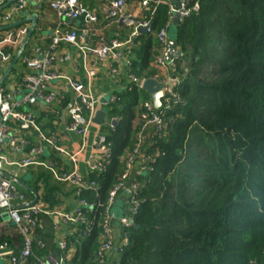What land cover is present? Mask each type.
<instances>
[{"label": "trees", "instance_id": "trees-1", "mask_svg": "<svg viewBox=\"0 0 264 264\" xmlns=\"http://www.w3.org/2000/svg\"><path fill=\"white\" fill-rule=\"evenodd\" d=\"M81 1L106 24L102 34L106 40L128 38V27L104 20L93 4L98 0ZM195 1L199 12L176 28L181 56L174 59L173 74L180 79L175 91L182 103L169 113L168 127L160 136L152 130L142 134L139 152L147 169L137 178L138 208L133 225L122 229L127 243L119 249L117 264H264V0ZM146 14L142 12L140 18L146 19ZM170 20L166 7L158 6L151 27L157 32ZM129 50L128 64L123 66L126 87L113 94L115 103L107 107L108 122L115 118L116 124L101 126L111 145V158L105 171L82 177L85 185L95 183L81 193L93 208L81 209L86 224L72 225L65 250H57L56 257L63 256L64 264L97 263L98 248L105 241L109 193L138 144L139 107L148 97L127 77L153 78L157 70L151 64L161 46L153 36L140 32ZM62 99L60 108L65 109L68 97ZM53 122L47 112L35 117L45 134L55 130ZM24 137L25 156L41 146L35 131ZM39 159L59 161L49 150ZM28 171L39 207H58L63 188L50 172L41 167ZM76 190L71 188L69 194ZM129 198L128 193V204ZM42 218L35 217L33 257L26 264L43 258ZM18 238L22 247L19 231Z\"/></svg>", "mask_w": 264, "mask_h": 264}, {"label": "built area", "instance_id": "built-area-1", "mask_svg": "<svg viewBox=\"0 0 264 264\" xmlns=\"http://www.w3.org/2000/svg\"><path fill=\"white\" fill-rule=\"evenodd\" d=\"M10 0H0V7ZM106 8V17L112 22H117L121 18H128L127 8L130 5L146 12L147 18L137 17L134 19L132 31L125 41L117 39L106 42L101 36V27L97 15L87 9L81 0H50L49 8L57 17V24L52 29L49 37V50L42 52L39 48L23 53L21 66L28 72L22 77L21 82H15L14 79L6 77L0 85V172L4 170H23L31 166L48 167L58 182L68 183L77 188L76 196L79 199L72 213L49 212L36 205H27L24 195L17 190V186L9 179L0 174V213L4 212L19 233L23 236V245L17 255H10L9 264H26L32 253V231L36 227L35 217L38 215H56L61 220L71 225L86 224L81 216L83 207L91 210L93 206L87 204L81 199L83 190L95 187V183L85 185L82 176L78 173L76 165L70 173H57L51 169V165L42 162L39 157L44 152V147L37 146L30 150L29 154L20 160H13L10 154L14 155L24 150L27 144L24 135L29 131H35L41 143L55 150L57 153L68 155L63 149L56 145L55 137L46 138L35 124L34 114L30 111H24V108L33 106L39 102L45 104L51 103L55 99L54 94L46 95L47 84L53 81L65 79L70 90L73 92V99L68 105L67 115L69 123L67 132L74 134L82 139L81 147L73 154L68 155L75 164L85 150L86 139L89 131L94 124L92 119L99 105L98 98L94 97L90 89L83 88L80 83L74 79H68L62 74L57 73L54 68L57 57L55 52L61 45H70L78 50L82 60L86 63L88 58L94 60L93 65H87L84 68L88 82H91L96 74L97 64L109 60V74L114 75L118 71V66L128 64L130 48L133 46V40L139 35V29H143L147 35L153 36L161 46V51L155 57L153 64L158 69L167 71V78L158 81L164 84L163 96L160 100L161 105L158 109L153 107L150 100L144 101L139 107V120L141 122L138 134V144L127 157L125 169L120 175L117 184L110 191L108 201L105 207V220L103 223V233L105 241L100 245L97 251L98 261L96 264L106 263V254L112 250V214L111 207L117 193L124 187L128 188L130 195L128 212L118 220V226L121 229L133 225V215L136 214L138 202L136 201V192L139 186L138 181H129L130 170L136 160L140 159L142 170L146 171V158H142L139 152V146L142 145V134L146 130H152L153 135L160 136L168 127V115L182 103L180 95L175 91L179 84V76L174 75L176 70L174 59L166 61L172 54L171 40L169 38V27L174 15H177V26L184 22L188 17L199 12L198 1L193 0H101ZM32 0H15L0 10V66L6 65L12 58L13 53L19 48L28 28L19 24L16 27L6 28L15 23L21 22L23 15H26L30 9ZM158 6H164L167 14L170 16V23L157 32L151 27V21ZM22 15V16H21ZM133 18V17H132ZM67 20L78 21L82 27H64ZM116 66V67H115ZM154 79V78H151ZM128 80L141 89L144 79H138L134 76H128ZM156 80V79H154ZM10 83L9 88H4V83ZM142 90V89H141ZM115 96H110L109 103L114 104ZM115 118H112L108 124ZM14 127V128H11ZM9 148L5 151L6 148ZM46 148V147H45ZM9 151V152H8ZM7 155V156H6ZM111 158V145L103 135H96L92 141V154L89 156V170L105 171L106 165ZM10 170V171H11ZM121 244L127 243L125 235L121 234ZM66 248L65 240L58 242V249L64 251ZM36 264H64V257H52L49 259H36Z\"/></svg>", "mask_w": 264, "mask_h": 264}, {"label": "crops", "instance_id": "crops-1", "mask_svg": "<svg viewBox=\"0 0 264 264\" xmlns=\"http://www.w3.org/2000/svg\"><path fill=\"white\" fill-rule=\"evenodd\" d=\"M49 1L50 0H32L30 9L28 12H26L27 14L23 16L21 15L23 17L21 19L22 25L26 26L28 28V31L31 27V22L27 21V19L32 15H37L38 18L36 25L33 29V32L31 33L27 43L25 44L23 51L20 53L17 61L12 66V68L10 69V71L6 76L14 79L15 82L18 79H19L18 83L21 82L22 77L28 74V72L25 71V69L21 66L20 63L21 58L24 55L23 53L32 51L35 48H39L42 52H46L49 50V42H50L49 37L52 29L57 24V17L55 13L49 8L48 5ZM93 4H95L96 7L100 9L101 13L104 14V20H107L106 8L104 6V3L101 0H98L96 3ZM92 11L94 12V9H92ZM142 12L143 11L140 10L135 4L130 5L127 8V15H129L128 18L133 17V19H136L137 17H140ZM99 23L101 27L100 36L106 42L110 41L111 39L106 40L102 36L103 31H105L106 29V26H104L106 24L103 25L102 20L101 21L99 20ZM116 23H118V21ZM67 24L70 23H67L65 21L63 24L64 27L68 28ZM118 26L122 27L126 25H119L118 23ZM126 27L130 29L129 32L131 33L132 25ZM26 37L27 35L25 36L19 48L13 53L11 60L6 65L0 66V78L3 75V73L7 70L8 66L10 65L16 54L18 53V50L23 45ZM55 56L57 57V60L56 63L54 64L53 70L67 77L68 79H74L78 81L83 88L90 89L92 95L98 98L99 101L101 98L107 99V104L105 105L106 109L110 104L109 103L110 96H112L115 92L121 91L126 87L125 82H127V80L123 76V66H124L123 64L118 66V71L116 74L111 75L109 74V70H108L109 60H105L103 62L98 63L96 67L95 77L91 82H88L84 68L86 66V63L87 65H93L94 60L92 58H88L86 63H84L82 60V56L80 55L78 50L70 45H61L55 52ZM151 65L154 69L157 70V73L154 74L153 78L156 79L157 82L166 80L167 71H165L164 69H158L153 64V62ZM9 87H4V88H9ZM47 87L48 88L44 93L46 95L54 94L55 99L49 104L39 102L31 107L29 106L28 108H24V111L32 112L34 114V117H36L38 113H42V112L49 113L52 116V119H54L55 121L53 122V125L55 126V130L49 134H45L43 131L39 129L40 132L48 139L55 137L56 145L59 148L63 149L68 155H73L81 147L82 144V139L80 137L68 133L66 130L67 125L69 123L67 109H68V105L71 104L72 99L74 97L73 92L70 90L69 85L65 81V79L61 81L50 82L49 84H47ZM63 96L64 98L68 97V102H69L68 105L65 107V109L60 108L61 101L63 100L62 99ZM100 105L101 104L99 102L97 110L101 107ZM101 126H97L94 124V127L90 129L88 138L86 139L85 150L82 152L83 154L77 157L75 164L72 162V160L69 158L68 155L57 153L55 150L49 148L48 146H45L44 143H41L38 137L37 140L39 143H41L44 149L47 150V152L48 150L54 151L57 157L59 158V161H56L55 163L53 162L54 165L52 164V161L49 160H45V161L41 160V161L46 163L47 165H51V169L57 173H70L74 170L76 165L78 173L83 178H87L88 175L90 174L88 161H89V156L92 154V141L94 140L96 135L98 134L102 135ZM8 149L9 148H6L5 150ZM45 150L42 155H45L46 153ZM9 156L13 160H20L25 156V152L21 151L14 155L10 154ZM38 167L40 168V166H31L23 170H16V169L4 170V173L8 174L9 176L15 178L17 181L20 182L21 185L15 183L14 184L17 186V189L22 194L25 195L24 199L27 205L31 204V205L40 206V203H38V195L30 187V179H29L30 175L28 171V169H30L31 171H36ZM41 168L49 171L50 174L53 176L52 171L48 167H41ZM142 173L143 170H142L141 161L140 159H138L135 161V163L133 164L130 170L129 181L132 180L137 181V178ZM54 180L57 181L55 178ZM22 185L26 186L28 189H25ZM58 185H60L61 188H63V193L59 194L60 205L58 207L53 208L52 210H47L45 208L43 209L51 213L52 212L72 213L77 205L78 198L76 196V191L75 193H71V194H69V191L71 190V188L73 187L75 188V186L64 182H58ZM21 189L30 193V195L25 194V192L22 191ZM113 205H114L112 209L113 210V214H112L113 244H112V250L106 254L105 264H117L120 258L119 249L121 244V229L118 226V220L121 216L126 215V213L128 212V206H129L128 191L126 190L123 193L122 192L119 193L115 198ZM43 216L44 218H42L39 221V226L41 229H43L44 233L46 234L44 240L45 251H42L43 258H41L42 260H45L58 256L57 254L58 242L65 240V238L69 235V233L72 232V225L64 222L56 215H43ZM39 245L41 244L39 243ZM20 248H22L21 239L18 238V231L16 227L12 224V222L9 220L7 215L4 212H1L0 213V264H9L10 255L17 252Z\"/></svg>", "mask_w": 264, "mask_h": 264}, {"label": "water", "instance_id": "water-1", "mask_svg": "<svg viewBox=\"0 0 264 264\" xmlns=\"http://www.w3.org/2000/svg\"><path fill=\"white\" fill-rule=\"evenodd\" d=\"M13 1H15V0H10L9 2H7L5 5L0 7V10L5 8L8 4H10ZM37 18H38L37 15H32L31 17H29L27 19V21L31 22V27H30V29L28 31L27 37H26L23 45L18 50V53L16 54V56L14 57V59L12 60L10 65L8 66L7 70L1 76L0 85L4 82L8 72L10 71L12 66L15 64V62L17 61L20 53L23 51L24 46L27 43V41H28V39H29V37H30L31 33L33 32V29H34V27L36 25ZM66 22L70 23L71 25H75V26L79 25L78 21H73V20L69 21V20H67ZM133 22H134V19L132 17H130V18H121L118 21L119 25H126V26L133 25ZM19 24H22V21L18 22V23H15V24H13L11 26H8L6 28L16 27ZM176 28H177V15H174V17L172 18L170 27H169V32L172 31V34H171V36H172L171 38L172 39L169 37L170 40H171L170 44H171V47H172V54L168 56L166 61L171 60V59H177V58H179L181 56V51L177 48L176 43H175ZM139 31L142 32V33L144 32L143 29H139ZM164 86H165L164 84H161V83H159L156 80L151 79V78L144 80L143 83H142L141 89L146 93V95L148 96L149 100L152 102L153 107L155 109H158L160 107V105H161L160 100H161V98L163 96V88H164ZM99 102L101 104L100 105L101 107L96 111V113H95V115H94V117L92 119V123L97 125V126L104 125V124H106L108 122V120L106 118L107 110H106V107H105V105L107 104V99L101 98ZM111 123L114 124L113 121H111ZM0 174H1L2 177L11 180L13 183L21 185L19 181H17L15 178L9 176L8 174H6L4 172H0ZM22 186L25 189H28L26 186H24V185H22ZM132 264H134V263H132Z\"/></svg>", "mask_w": 264, "mask_h": 264}, {"label": "rangeland", "instance_id": "rangeland-1", "mask_svg": "<svg viewBox=\"0 0 264 264\" xmlns=\"http://www.w3.org/2000/svg\"><path fill=\"white\" fill-rule=\"evenodd\" d=\"M171 34H172V31L171 32H169V37L171 38L172 36H171ZM172 39V38H171ZM188 60V59H187ZM9 82L8 81H6L5 83H4V87H9ZM106 110H108V108L106 109ZM6 151V150H5ZM46 151V153H45V155H48V152H47V150H45ZM7 156V155H6Z\"/></svg>", "mask_w": 264, "mask_h": 264}]
</instances>
